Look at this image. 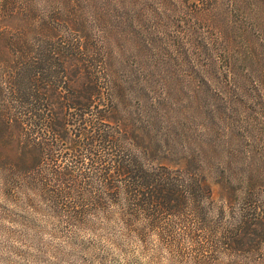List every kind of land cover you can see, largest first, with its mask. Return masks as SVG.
<instances>
[{
  "label": "rangeland",
  "instance_id": "obj_1",
  "mask_svg": "<svg viewBox=\"0 0 264 264\" xmlns=\"http://www.w3.org/2000/svg\"><path fill=\"white\" fill-rule=\"evenodd\" d=\"M209 6L206 13L194 0L67 6L119 77L139 81L130 93L135 106L138 89L144 96L138 125L205 151V217L185 209L128 224L113 205L107 215L93 208L69 217L4 170L0 148V264H264V232L254 225L264 212V0Z\"/></svg>",
  "mask_w": 264,
  "mask_h": 264
},
{
  "label": "trees",
  "instance_id": "obj_2",
  "mask_svg": "<svg viewBox=\"0 0 264 264\" xmlns=\"http://www.w3.org/2000/svg\"><path fill=\"white\" fill-rule=\"evenodd\" d=\"M71 1L0 0L3 169L69 217L106 214L109 205L128 224L163 211L205 217V151L138 125L144 96L138 89L135 106L130 93L139 81L121 79V68L79 33ZM209 1L194 0L200 13ZM254 225L264 232V212Z\"/></svg>",
  "mask_w": 264,
  "mask_h": 264
}]
</instances>
